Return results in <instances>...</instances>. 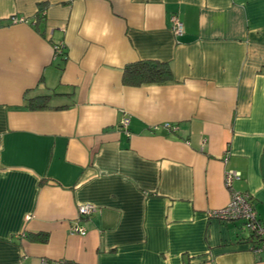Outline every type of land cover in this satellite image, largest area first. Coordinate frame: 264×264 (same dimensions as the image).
Returning <instances> with one entry per match:
<instances>
[{"label":"crops","instance_id":"0c3cea01","mask_svg":"<svg viewBox=\"0 0 264 264\" xmlns=\"http://www.w3.org/2000/svg\"><path fill=\"white\" fill-rule=\"evenodd\" d=\"M143 59L174 80L125 85ZM233 191L264 221V0H0V264H264L209 216Z\"/></svg>","mask_w":264,"mask_h":264},{"label":"built area","instance_id":"2783aa9c","mask_svg":"<svg viewBox=\"0 0 264 264\" xmlns=\"http://www.w3.org/2000/svg\"><path fill=\"white\" fill-rule=\"evenodd\" d=\"M172 22L175 34L182 35L184 33L182 20L177 15H173ZM128 123L129 119L125 118L122 121V126L128 127ZM241 177L242 174L239 171H227L225 175L226 186L231 188L234 180L240 179ZM94 210L95 206L93 204L85 203L80 205L79 220L91 215ZM209 216L223 220L242 219L245 229L249 231L248 236H250V233H253L256 240L255 243H250L251 249L258 253H264V221L258 216L251 194L248 192L233 191L229 204L223 208L210 210ZM72 229L76 233L86 234V228L80 222Z\"/></svg>","mask_w":264,"mask_h":264},{"label":"trees","instance_id":"16d2710c","mask_svg":"<svg viewBox=\"0 0 264 264\" xmlns=\"http://www.w3.org/2000/svg\"><path fill=\"white\" fill-rule=\"evenodd\" d=\"M41 13V14H40ZM46 13L45 9L41 7L39 9V15L37 22L41 23L42 15ZM56 51L63 60L67 59V53L65 47L62 44H56ZM174 80V73L171 63L168 61L154 60V59H143L130 62L123 68V83L128 86H142L151 83H164ZM56 92L52 94H42L34 97L26 98V106L31 110H44L48 108L63 109L68 106H52L51 98ZM44 181V179H43ZM41 181V182H43ZM254 204V203H253ZM255 207V206H254ZM92 215V214H91ZM90 216V215H89ZM87 216V217H89ZM85 218V217H84ZM262 220V219H261ZM244 225V222H243ZM31 240H37L40 242H46L48 240V233H32L28 234ZM254 234L250 233V236H246L245 243H255Z\"/></svg>","mask_w":264,"mask_h":264},{"label":"rangeland","instance_id":"374dc122","mask_svg":"<svg viewBox=\"0 0 264 264\" xmlns=\"http://www.w3.org/2000/svg\"><path fill=\"white\" fill-rule=\"evenodd\" d=\"M240 221H242L243 222V220L242 219H239ZM247 230V229H246ZM248 231V230H247ZM249 232V231H248ZM255 252V251H254Z\"/></svg>","mask_w":264,"mask_h":264}]
</instances>
